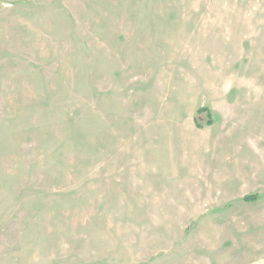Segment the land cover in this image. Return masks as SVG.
I'll list each match as a JSON object with an SVG mask.
<instances>
[{
  "label": "rangeland",
  "instance_id": "rangeland-1",
  "mask_svg": "<svg viewBox=\"0 0 264 264\" xmlns=\"http://www.w3.org/2000/svg\"><path fill=\"white\" fill-rule=\"evenodd\" d=\"M0 264H264V0H0Z\"/></svg>",
  "mask_w": 264,
  "mask_h": 264
},
{
  "label": "trees",
  "instance_id": "trees-1",
  "mask_svg": "<svg viewBox=\"0 0 264 264\" xmlns=\"http://www.w3.org/2000/svg\"><path fill=\"white\" fill-rule=\"evenodd\" d=\"M203 113H207L208 116H210V113L208 111L204 110V109L199 111V114H203ZM209 124H210V122H209ZM254 199H255V197H246L245 201H251V200H254Z\"/></svg>",
  "mask_w": 264,
  "mask_h": 264
},
{
  "label": "bare ground",
  "instance_id": "bare-ground-1",
  "mask_svg": "<svg viewBox=\"0 0 264 264\" xmlns=\"http://www.w3.org/2000/svg\"><path fill=\"white\" fill-rule=\"evenodd\" d=\"M258 148H259V146H258ZM259 155H261V152L259 151ZM261 159L262 158H260V157H256V160H255V162H256V164H259L260 162H261ZM263 161V160H262ZM256 166V165H255ZM258 168V167H257ZM256 170V169H255ZM257 172V171H256ZM255 172V173H256Z\"/></svg>",
  "mask_w": 264,
  "mask_h": 264
}]
</instances>
